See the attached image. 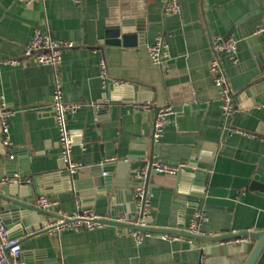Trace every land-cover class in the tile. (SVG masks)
Wrapping results in <instances>:
<instances>
[{
  "label": "crops",
  "instance_id": "crops-1",
  "mask_svg": "<svg viewBox=\"0 0 264 264\" xmlns=\"http://www.w3.org/2000/svg\"><path fill=\"white\" fill-rule=\"evenodd\" d=\"M179 3L181 11L171 13L166 11V0H128L124 14L121 4L112 6L110 0H0V99L14 111L9 118L11 148L3 146L0 133V177L16 172L34 192L41 190L35 192L37 207L42 195L58 201L69 214L81 204L67 178L53 175L61 174L62 166L51 108L58 85L65 101L80 104L68 125L72 157L79 164L72 182L82 189L88 180L96 181L91 173L100 174L103 162L140 157L142 146L153 139L157 110L170 106L174 112L156 141L159 160L194 164V171L208 179L205 188L192 186L186 192L174 188L176 184L154 187L148 196L152 225L188 231L195 211L204 208L208 219L201 225L202 234L264 231V191L256 187L264 185V129L259 130L264 124V31L255 33L264 23V0ZM123 18L130 21L126 32L136 35L134 44L105 45L109 26ZM40 26L54 40L75 43L63 50L58 67L39 65L25 56ZM160 34L168 58L157 65L147 46ZM228 34L239 43L236 62L228 54L219 55L235 102L234 112L225 117L210 66L216 56L213 37ZM109 82L137 86L141 97L132 90L111 92ZM131 164L132 180L138 178L139 161ZM2 187L0 183V191ZM192 189H203L204 194H188ZM1 214L6 227H17L13 212L2 213L0 208ZM33 226L38 230L41 225ZM128 231L108 225L50 234L43 224L35 235L21 237L22 256L42 252L45 264H199L201 260L205 244L201 241L152 233L139 243Z\"/></svg>",
  "mask_w": 264,
  "mask_h": 264
},
{
  "label": "water",
  "instance_id": "water-1",
  "mask_svg": "<svg viewBox=\"0 0 264 264\" xmlns=\"http://www.w3.org/2000/svg\"><path fill=\"white\" fill-rule=\"evenodd\" d=\"M112 6L121 4V9L124 14L128 12V0H110ZM117 13V10L114 11ZM130 26V21L123 18L120 24L109 26V30L106 33L104 44L110 47L117 46H130L134 44L135 34L128 33L126 28ZM231 36L228 34L226 37ZM109 91L122 92V91H138L137 86L133 85H119L113 82L108 83ZM141 97V92L138 94ZM159 110V109H158ZM157 110V112H158ZM264 129V124L260 127L261 132ZM149 151V157L146 159V152ZM140 157H130L128 160L121 161H105L101 164V173L108 172L109 174L103 176L101 173H91L96 175V181L88 180L84 189L78 182H72L71 173L67 170H61V174H53L54 176L62 175L68 180V188L74 189L80 196L82 209H94L95 213L100 217H105L111 214L113 217H118L121 214L125 215L124 222H117L112 220L100 221L121 228H125L131 231H141L156 234H170L181 237L193 239L195 241H201L204 244L202 246V256L204 257L203 264H264V231H244L219 235H207L196 234L183 229L167 228L153 226V220L151 218L146 219V225L141 226L135 222L142 216V210L145 201L154 187L158 186H173L176 184V189L183 188V191H188L192 186H203L205 188L207 184L208 175H204L202 172L194 171V164L188 163L186 171L179 172L175 175H162L157 173L152 164L154 161L159 160L158 147L156 140L146 143L142 146ZM137 158V159H136ZM132 160H138L137 175L142 178L130 179V168ZM11 164L15 163V160H10ZM147 167V171L144 174L143 169ZM117 174H116V173ZM16 173V172H15ZM11 174L10 176L14 175ZM116 174V175H115ZM153 181V182H152ZM36 183V181H35ZM143 187V201L142 206L139 208L138 200L140 196L136 195L138 188ZM255 187V186H253ZM257 189L264 191V185L256 186ZM37 194L43 193L41 190L35 189ZM35 192L32 185L27 181L20 183H6L0 191L1 204L0 208L2 213L7 211L13 212L17 227L8 228L13 236L22 237L23 235H35L37 231L42 230L44 215H53L46 210L37 207L34 204ZM191 195H202L204 190L195 191L194 189L189 191ZM190 205V202H185ZM1 214L0 216H2ZM39 222L40 228L35 230L34 223ZM18 229V230H17ZM247 238L249 242L245 243H228L229 241ZM252 240H255L253 242ZM35 253L30 252L26 256L23 255L26 264H45L42 259L44 254L42 252ZM35 259L41 261L35 262ZM56 261H52L54 264Z\"/></svg>",
  "mask_w": 264,
  "mask_h": 264
},
{
  "label": "built area",
  "instance_id": "built-area-1",
  "mask_svg": "<svg viewBox=\"0 0 264 264\" xmlns=\"http://www.w3.org/2000/svg\"><path fill=\"white\" fill-rule=\"evenodd\" d=\"M26 2H31L34 0H21ZM45 1V0H44ZM80 2L81 0H74ZM166 11L171 13H179L181 11L179 0H166ZM264 31V23L261 25L255 33H260ZM238 43L239 40L234 36L213 37V49L216 56L211 61V71L214 76V84L219 90V96L222 100V108L225 117H229L235 110V102L233 97L229 93V88L227 84L226 71L222 65L219 55L225 53L230 56V58L236 62L238 53ZM75 43L73 41H58L54 40L49 33L43 28V26L37 27L34 31L33 37L29 44L25 48V56L33 58L39 65H51L53 67H58L62 62L63 50L66 48L74 47ZM148 54L154 64L161 65L167 58V43L163 35H158L156 41L147 46ZM2 99V98H1ZM0 99V133L2 136V144L5 148H11L12 140L10 135L9 118L14 114L12 109L5 107L3 101ZM139 107L144 109H149L147 104H138ZM264 106V104H263ZM80 104L70 103L64 100L61 86L58 85V89L54 95L51 108L55 114V121L59 131V145H60V160H61V170H67L71 174L74 173L78 168L79 164L72 157L73 149V139L72 134L68 125V119L70 116L74 115ZM174 112L170 107L159 108L153 129V137L156 141L160 140L164 134L166 124L168 122V117ZM10 160L14 159L13 154L9 156ZM188 163L179 164H168L161 160H156L152 164V168L159 174L163 175H175L179 172L186 171L188 168ZM147 167L143 169L145 174ZM139 179L142 177L137 175ZM24 180L21 178L19 173H15L12 176L0 177V183H20ZM144 189L143 187L138 188L137 194L140 196L138 200V206L141 208L143 201ZM37 205L39 208L46 211L57 210L55 216L50 215L45 217L44 228L50 234H59L66 230H82L88 229L93 230L96 228H101L108 226V224L100 221L112 220L117 222H124L125 215L121 214L118 217H100L95 213L94 209H82L80 202L78 203L76 211L69 214L61 210L58 201L48 198L46 196H40ZM151 208L148 197L145 201L142 216L135 222L138 225L145 226L146 219L149 218ZM208 219L207 213L204 208H198L189 224V232L196 234H202L201 225ZM120 232L126 233L128 230L125 228L117 227ZM132 235L137 238L139 243L143 242L144 239L152 233L141 232V231H131ZM162 238L165 239H182L181 236L170 235V234H160ZM249 242L247 238H241L229 241L228 243H245ZM22 244L21 237L13 236L10 229L6 227L0 216V264H26L22 256ZM204 257H201L199 264L204 263Z\"/></svg>",
  "mask_w": 264,
  "mask_h": 264
}]
</instances>
